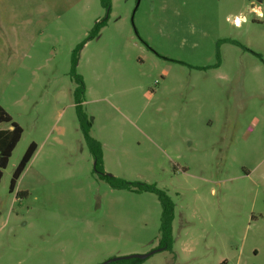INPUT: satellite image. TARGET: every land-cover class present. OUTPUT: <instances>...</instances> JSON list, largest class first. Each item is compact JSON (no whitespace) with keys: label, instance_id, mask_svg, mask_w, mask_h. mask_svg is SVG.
<instances>
[{"label":"rangeland","instance_id":"1","mask_svg":"<svg viewBox=\"0 0 264 264\" xmlns=\"http://www.w3.org/2000/svg\"><path fill=\"white\" fill-rule=\"evenodd\" d=\"M75 54L104 173L174 204L171 248L138 264H264V0H110L108 14L100 0H0V106L23 131L0 180V264L158 249L157 197L94 171Z\"/></svg>","mask_w":264,"mask_h":264},{"label":"trees","instance_id":"2","mask_svg":"<svg viewBox=\"0 0 264 264\" xmlns=\"http://www.w3.org/2000/svg\"><path fill=\"white\" fill-rule=\"evenodd\" d=\"M100 4L102 8L109 13L110 0H100ZM107 17L102 20L97 21L90 34L88 35V40L96 38L99 34L100 29L105 25ZM80 47L77 48L76 53L80 50ZM77 64V56L74 55L72 59V75L78 84L76 91L74 92V102L77 110V118L79 122L80 129L85 137L87 146L89 147L90 152L95 158L94 163V171L97 174L98 178L107 182V184L115 190H127L134 193H152L154 194L160 204L161 207V216H160V227H159V244L158 249L161 250H169L172 244V221L174 218V204L169 198V196L162 190L157 189L155 185L127 182L121 179H116L108 174H105L101 167L100 160V146L94 141L92 138L88 136V132L91 126V122L87 119L84 113L81 111L80 104L82 103L83 96V82L79 76L75 74V67ZM7 125L9 129H1L0 128V180L2 178V171L6 168L9 158L19 142L22 135V128L15 123L12 118L8 115V113L0 106V126ZM36 144L30 143L21 157L19 163L12 173V177L9 183V192H14L16 183L20 178L21 174L25 170L29 161L33 157L36 151ZM139 259H129V260H117L111 264H138Z\"/></svg>","mask_w":264,"mask_h":264},{"label":"water","instance_id":"3","mask_svg":"<svg viewBox=\"0 0 264 264\" xmlns=\"http://www.w3.org/2000/svg\"><path fill=\"white\" fill-rule=\"evenodd\" d=\"M161 249H157V250H153L148 254H144V255H130V256H126V257H120V258H114V259H110L106 262H104L103 264H111L117 260H129V259H139V260H144L146 258H148L149 256L153 255L154 253L160 251Z\"/></svg>","mask_w":264,"mask_h":264},{"label":"built area","instance_id":"4","mask_svg":"<svg viewBox=\"0 0 264 264\" xmlns=\"http://www.w3.org/2000/svg\"><path fill=\"white\" fill-rule=\"evenodd\" d=\"M251 12L257 17V18H263V13L260 9V7H252Z\"/></svg>","mask_w":264,"mask_h":264},{"label":"crops","instance_id":"5","mask_svg":"<svg viewBox=\"0 0 264 264\" xmlns=\"http://www.w3.org/2000/svg\"><path fill=\"white\" fill-rule=\"evenodd\" d=\"M5 129H9V127L8 128H5Z\"/></svg>","mask_w":264,"mask_h":264}]
</instances>
